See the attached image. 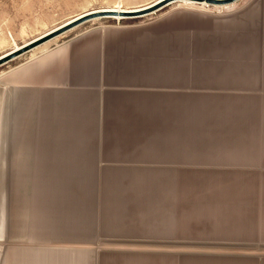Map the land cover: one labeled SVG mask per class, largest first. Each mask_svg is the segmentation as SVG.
Returning a JSON list of instances; mask_svg holds the SVG:
<instances>
[{
	"label": "rangeland",
	"instance_id": "obj_1",
	"mask_svg": "<svg viewBox=\"0 0 264 264\" xmlns=\"http://www.w3.org/2000/svg\"><path fill=\"white\" fill-rule=\"evenodd\" d=\"M157 1L159 0H0V23H37V27L42 26V33H45L93 11L117 7L139 9ZM184 1L175 0L162 9L142 16L123 15L124 19H118L120 17L117 14L106 13L83 22L32 51L20 55L8 66L0 68V264H17L16 259L23 255L28 257L37 255L40 259L23 264H46L44 261L51 255L80 259L87 264H110L115 258H147L176 261L178 264L241 263L198 259L181 261L164 256L184 253L229 259L264 257V238L254 236L251 232L190 240L185 237L134 238L126 236L128 234L119 235L107 231L98 234L90 230L88 223L82 229L48 225L44 221L45 216L41 215L39 207L41 198L35 197L34 194L37 193L38 187L43 186L48 189L45 192V199L53 202L52 194L58 185L54 182L41 184L34 181V171L28 167H36L33 166V158L69 152L70 148H55L54 140L78 134L81 125L70 128L67 123L69 125L67 128L65 124L60 125L62 128H55L57 121L54 117L52 119L48 116L47 112L51 108L46 107L53 99L44 97L37 100L35 94L46 96L52 94L60 97L72 94L76 97L82 95L62 92L77 87L96 86L103 92H119L120 96L127 99L143 97L154 100L189 96L239 101V98L264 92V61L261 62V55L257 52L249 54V57L241 53V56L235 57L238 61H229L230 66L237 68L230 69V72L209 71L202 68L203 65L195 63L172 70L153 69L148 66L135 67L129 61L121 64L116 60L123 52L131 54V57L138 43L149 36L152 40H149L148 44H154L155 47H147L148 44L144 43V53L150 55L157 52L159 56L154 64L163 65L175 52L165 47L169 41L160 45L154 37L163 34L169 37L170 33L182 31L184 34H190L192 39L190 38L188 43L179 44L183 50L178 53L195 59H210L207 60L208 63L210 61L216 63L213 62L214 58L228 59L229 54L226 50L218 49L231 46V34L248 33L257 23H264V0H237L226 6L206 5L200 2L187 4ZM170 19L181 21L186 19L190 22L162 23ZM137 34L141 35L134 38L133 36ZM218 35L221 41L216 40ZM89 40L92 47L98 41H104V44L94 46L93 50L82 51L76 48ZM254 40L260 50L259 39L255 37ZM129 43L133 44L132 48L127 46ZM121 44L122 49L115 50L114 47L116 45L120 47ZM48 52L53 54L47 56ZM34 56L41 57L36 63L28 66L27 73L3 75L10 67L26 62ZM101 59L107 67L103 66L104 68L100 70ZM84 60L90 64L87 73L78 74L75 70L71 71L76 61ZM70 71L72 73L68 75ZM246 72H256L257 77L252 78L246 75ZM39 105H43V108H40L42 114L39 110L40 121L35 125V107ZM155 154L157 153L152 152L146 156L114 158L113 161L122 163V166L108 168L110 173L115 172L120 176H162L169 174L168 172L191 174L192 171L185 170L195 168L184 165L168 166L171 161ZM202 163L204 171L216 172L211 174L224 176L236 174L246 178L264 176V153L256 165L217 161ZM39 168L44 174L51 173L42 167ZM28 183L30 190H26ZM76 185L84 186L79 183Z\"/></svg>",
	"mask_w": 264,
	"mask_h": 264
},
{
	"label": "trees",
	"instance_id": "obj_2",
	"mask_svg": "<svg viewBox=\"0 0 264 264\" xmlns=\"http://www.w3.org/2000/svg\"><path fill=\"white\" fill-rule=\"evenodd\" d=\"M255 37L260 41L261 48L257 53H260L261 62L263 63L264 23H257L256 27L251 28L248 33L231 34L232 41L248 38L254 39ZM216 40L221 41L220 35H218ZM144 48L145 46L139 42L131 57V54L123 52L117 56L116 60L121 64L129 61L135 67L144 66H137V64L146 59L154 63L159 55H157V52L146 55ZM177 56L179 57L177 60L179 64L182 63L183 59L186 60L187 64L195 63L203 65L206 63L203 60L201 61V59L189 61L186 56L180 55V53ZM103 61L100 62V70L107 67V64H103ZM236 63L234 62V64ZM216 66L222 67L226 66V64L222 62L216 64ZM68 92H75L82 95L78 97H84L82 100L77 99L64 104L71 114L70 117L64 115L67 112L64 108L58 110L56 113V118L59 122L57 121L58 127L56 126L55 128H62L60 125L64 124L66 128L69 125L70 128H75L81 124L78 134L66 137L62 136L54 140L55 148H70V151L58 155L33 158V166L36 167L28 166L30 167L29 169L34 171L33 176L35 177V181H39V183L54 182L58 185L52 194L53 202L45 199V192L48 189L43 186L37 188L36 192L38 194L34 193L35 197L39 196L41 198V202L39 203L41 215L45 216L46 219L44 221L48 225L65 226L66 229H82L88 222V217L85 216V211L83 210V207H85L87 211L95 215L93 224L89 227L91 228L90 230L98 234L107 231L119 235L128 234L126 236H134V238L185 237L190 240H200L207 237H217L218 235L234 236L251 232L254 236L264 238V194L247 196L248 198L245 202L240 200L242 203L247 204L244 207V211H247L243 213V216L246 218L248 215L254 216L252 220L244 225L232 223V219H234L232 216H235L233 210L226 209L224 211L228 218L230 216L232 218L230 221H226L220 220L214 215H202L196 209L197 207H192H205L210 204V199H213V196H216L219 191L222 192L223 189L216 191L209 190L208 192L191 189L187 191L178 190V193H175L176 195L172 193L170 196L166 195L165 191L161 190L160 187L151 190H137L125 193L124 199L120 200L113 209H110V212H107L109 206L107 205L108 207H106L103 200L105 198L104 188L102 187L104 175L108 173L113 179L122 177L123 182L129 181L131 177L129 175L120 176L115 172L110 173L108 167L122 166V163L113 161L114 158L120 159L137 155L146 156L149 153L155 152L157 153L155 156L172 162L167 164L168 166L184 165L186 167H195L191 170H185L192 171L191 174L168 172L169 174L156 176L159 178L158 181L167 180L170 178V175H176L178 176L177 178L190 176L200 179L211 173H216L204 171L201 167L204 163L193 161L185 156H191L189 152L192 150L197 151L211 148L214 141H211L207 135L212 126L211 124L221 123L216 127L220 131L232 128L231 123L226 122L223 116H217L220 120L207 119L203 122L200 117H203V114L207 113L208 109L198 108L189 112L185 106L177 104H163L157 108L146 106L135 109L130 107L131 104L128 103V105L126 104L127 106L118 108L115 101L127 98L120 96L119 92H103L96 86L77 87L68 89L62 93ZM170 98L192 97L178 96L162 99ZM251 98L264 100V92L260 95L239 98V100L243 102ZM255 114H257V109H239L234 114V117L252 116ZM192 116H194L195 120L177 121V118L184 117L190 119ZM173 131H178L182 136L170 137L167 135V133ZM193 132L204 133V135L198 138L185 137L187 134ZM207 162L209 163V161ZM39 167L51 173L44 174L43 170ZM88 167H93L94 170H87ZM69 183H72V185H69ZM78 183L84 186L90 183L94 185V189L90 195L88 194L89 201L83 202V198L87 195L83 193L84 186H77L76 184ZM161 193L164 195L161 196ZM48 196L50 197L51 194ZM228 205L231 204H225V206ZM190 207L194 208L192 211L195 212L188 213L184 211L185 208ZM105 215H110L108 220L104 219ZM164 256L177 258L181 261L185 259H198L233 262L250 261L255 264H264V257L257 259H229L187 253L164 254ZM128 260L115 258L111 260L110 264H124Z\"/></svg>",
	"mask_w": 264,
	"mask_h": 264
},
{
	"label": "crops",
	"instance_id": "obj_3",
	"mask_svg": "<svg viewBox=\"0 0 264 264\" xmlns=\"http://www.w3.org/2000/svg\"><path fill=\"white\" fill-rule=\"evenodd\" d=\"M181 20H172L169 21H163L162 23H189L190 20L184 19ZM42 26L39 28L37 27V23H0V60L6 59L9 56H11L12 53L17 51V48L22 47L23 45L29 43L30 41L46 34L42 33ZM50 31V30H49ZM137 34L133 37H139ZM145 36L144 34H142ZM149 35V34H147ZM28 37H34L32 39ZM133 38V39H134ZM155 41L159 43L160 45L164 44L165 41H169L168 46L169 50L172 52H175L173 55H170L166 61L162 64H149V59H146L145 61H142L140 64H137V66L146 65L148 67H151L153 69H172L176 70L179 69L182 65H188L186 60L183 59L181 64L178 63L179 57L177 56L179 51H182L183 48L180 45L185 42H189L190 34H184L182 31L176 32V33H170L169 37L166 36V34H163L162 36L156 35ZM149 40H152L149 38V36H146V39L142 40L141 43L144 45V43L147 45L149 43ZM97 42V40H96ZM104 41H98L94 46L96 45H103ZM231 46L225 48V49H218V50H226V52L229 54L228 59H217L214 58L213 62L216 61V63H212L210 61L208 63L207 60L201 58V61L205 64H203L202 68L208 69L209 71H217L220 70L222 72H230V69H237L236 67L229 66L231 63L229 61L237 60L239 56H241V53H245L248 55H251V53L258 52L257 43L254 39L248 38L243 40H236L231 42ZM131 44V45H129ZM127 44V46H130L129 48H132V43ZM171 44V45H170ZM123 44L119 46H115V50L119 51L122 49ZM145 46V45H144ZM153 46L151 48H154V44H148L147 47ZM91 46V40L86 41L82 43L81 45L77 46L76 48H79L80 50H93ZM14 51V52H13ZM32 51V50H30ZM216 51V50H215ZM29 52V51H28ZM216 53V52H215ZM49 55H52V52L47 53ZM8 55V56H7ZM183 55V54H180ZM20 56V55H19ZM19 56L16 58H13L3 64L0 65V68L3 66H8L13 60H16ZM187 57V60L194 61L195 58L189 55H183ZM41 56H34L31 59H29L26 62H23L21 64H17L16 66L10 67L8 70L5 71L3 74L4 76H10L13 74L21 75L24 73H27L26 71L28 69V66L32 63H36ZM237 57V58H235ZM200 59V58H198ZM197 60V59H196ZM206 60V61H205ZM218 61H222L224 63L227 62L226 66H216V64L221 63ZM238 61V60H237ZM89 62L87 61H76L73 64L72 70H75L80 73H87L89 69ZM190 65V64H189ZM206 65V66H204ZM228 66V67H227ZM68 72L67 74L70 75L72 72ZM232 71V70H231ZM74 72V74L76 73ZM246 75L251 76L252 78L257 77V73H251L246 72ZM75 98L74 95L68 94L67 97H60L50 94V96L46 95H39L35 94V98L38 100V98L46 97V98H52L53 101L50 104H47V108H51L47 113L50 118L54 117L56 121V113L58 110H62L65 108L64 104H68L69 102H72L73 100L77 99H83L84 97H78ZM60 97V98H59ZM241 105H238L239 103ZM130 105L132 108H144L146 106H150L151 108H157L163 104L167 105H183L186 107V110L189 112L196 110L198 108H206L208 109L207 113L203 114V117H200L202 121H206L207 119H217L220 120L217 116L221 115L224 117L226 122L231 123L232 128H229L225 131L217 130L218 124H211V128L207 132L208 138L211 141H214V143L211 145V148H205L202 150H192L189 152L191 156H185L186 158H190L193 161H200V162H207V161H217V162H230L231 164H250V165H256L259 164L261 160V155L264 153V100L259 99H246L243 102L237 101V100H221V99H215V98H170V99H154V100H148L147 98L139 97L134 99H118L115 101V104L118 108L124 107L126 104ZM126 105V106H127ZM43 105H39L36 108L35 112V125L40 121L38 118V111L43 108ZM239 109H257V114L252 116H239L234 117V114L239 111ZM66 114L68 117L71 116L70 112L66 109ZM42 114V112L40 113ZM63 114V113H61ZM177 118V121H191L195 120V118ZM53 119V118H52ZM63 121V120H60ZM59 122V121H58ZM225 122V121H223ZM170 137L180 136L181 134L178 131H173L167 133ZM204 135V133H189L185 137L189 138H198L200 136ZM182 136V135H181ZM19 157V156H18ZM18 166H24V165H18ZM87 170H94L93 167H88ZM170 178L163 181H158V177L156 176H131L130 180L127 182L122 181V177L118 179H113L110 177L109 174L104 175L103 184L102 187L104 188V203L106 204V207H108L107 212H110V209H113L116 204L119 203L120 200L124 199V194L127 192H135L137 190H151L156 187H160L161 190L165 191L166 195L170 196L172 193L176 195L178 193V190L181 191H187V190H199L208 192L209 190H219L223 189L222 192L219 191V193L216 196H213V199H210V204L206 205L205 207L199 208V206H192L197 207L196 209L199 210V212L203 214H210L217 216L220 220H226L230 221L232 218H228L225 214L226 209L233 210L235 212L234 219H232V223H235L236 225H244L248 221L252 220L254 216L248 215L247 218L243 216L247 200V196L251 195H259L264 194V176H253V177H242L240 175H228L224 176L221 174H209L206 175L200 179H195L190 176H184V178L176 175H170ZM182 178V179H181ZM133 179V180H132ZM93 184H88L84 186V191L87 196L83 198L84 201H89L88 194L90 195L91 191L94 189ZM180 192V191H179ZM176 193V194H175ZM182 193V192H180ZM161 196L164 194H160ZM165 195V196H166ZM164 197V196H163ZM245 197V198H244ZM242 202H241V201ZM241 202V203H240ZM225 204H231L228 206H225ZM108 205V206H107ZM194 208H185L184 211L190 213L195 212L192 211ZM195 209V210H196ZM83 210L85 211V216L88 217V225L91 226L94 221V216L91 212L87 211L85 207H83ZM264 212V211H263ZM109 214V213H106ZM110 215H105V220H108ZM117 217V216H116ZM86 223V225H87ZM37 257V255H29V257L26 256H19L17 260V264H23L27 261L34 262V261H40V259ZM128 260V259H127ZM44 261V259H43ZM46 264H87L85 261H81L80 259H73L71 257L64 258V257H56V256H50L49 259L44 261ZM123 263V262H122ZM176 261H166V260H152L147 258H137V259H130L127 262H124V264H176ZM178 264V263H177ZM185 264H191V262H187ZM192 264H208L206 262H199V263H192ZM209 264H217V262L209 263ZM232 264H238V263H232ZM240 264H255L254 262H241Z\"/></svg>",
	"mask_w": 264,
	"mask_h": 264
},
{
	"label": "water",
	"instance_id": "obj_4",
	"mask_svg": "<svg viewBox=\"0 0 264 264\" xmlns=\"http://www.w3.org/2000/svg\"><path fill=\"white\" fill-rule=\"evenodd\" d=\"M171 1H175V0H171ZM189 1L204 2L207 5H213V6H226V5H230V4L234 3L237 0H189ZM157 8L158 7L149 9L148 11H145L142 14H147L149 12H152V11L156 10ZM104 14L106 15V13H101V12L90 13L88 15H84L83 17L76 19L72 23H68L67 25L60 26V27H58V28H56V29L32 40V41H30L29 43L23 45L22 47H20V49H18L14 53H12L11 56H9L8 58L0 60V65L11 60V59H13V58H16L19 55H22V54L36 48V47H38V46L56 38V37H58L59 35L67 32L68 30H70V29H72V28H74L80 24H82L85 21H88V20L96 18V17L103 16Z\"/></svg>",
	"mask_w": 264,
	"mask_h": 264
},
{
	"label": "bare ground",
	"instance_id": "obj_5",
	"mask_svg": "<svg viewBox=\"0 0 264 264\" xmlns=\"http://www.w3.org/2000/svg\"><path fill=\"white\" fill-rule=\"evenodd\" d=\"M171 0H159L151 5H148V6H143L142 8H139V9H127V8H124V7H117L115 9H110V10H102V11H93V12H90V13H98V12H101V13H109V14H117L120 18L118 19H124L123 15H130V14H134V15H139V16H142L144 14H142L143 12L145 11H148L149 9H152V8H155V7H158L157 10L159 9H162L163 7L167 6L168 4H170ZM184 2H186L187 4H195L196 2L195 1H189V0H185ZM202 4H205L204 2H200ZM207 5V4H206ZM154 12V11H153ZM90 13H87L85 15H88ZM146 15V14H145ZM84 15H82L81 17H83ZM80 18V17H78ZM77 18V19H78ZM117 18V16H116ZM76 19L74 20H71L70 22L68 23H72L73 21H75ZM68 23H66L65 25H67ZM20 49V48H18ZM14 52V51H13ZM8 56V55H7ZM44 97L42 98H38V100H42ZM42 102V101H41ZM26 169V168H25ZM25 177V176H23ZM27 178V177H26ZM133 180V179H132ZM35 181V180H34ZM31 187L29 188V183L28 185H26V190H30ZM50 211V210H49ZM10 212V210H9ZM9 214V213H8ZM52 214V213H51ZM52 217V216H51Z\"/></svg>",
	"mask_w": 264,
	"mask_h": 264
}]
</instances>
